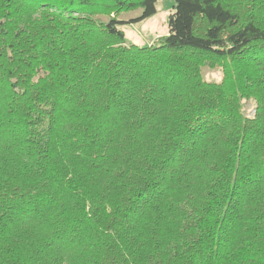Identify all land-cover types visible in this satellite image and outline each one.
I'll return each instance as SVG.
<instances>
[{
  "label": "trees",
  "instance_id": "1",
  "mask_svg": "<svg viewBox=\"0 0 264 264\" xmlns=\"http://www.w3.org/2000/svg\"><path fill=\"white\" fill-rule=\"evenodd\" d=\"M157 1L0 0V264H264V0Z\"/></svg>",
  "mask_w": 264,
  "mask_h": 264
},
{
  "label": "rangeland",
  "instance_id": "2",
  "mask_svg": "<svg viewBox=\"0 0 264 264\" xmlns=\"http://www.w3.org/2000/svg\"><path fill=\"white\" fill-rule=\"evenodd\" d=\"M143 9L122 14L119 18L124 23L119 28L125 33L126 43L138 46H147L155 43L158 38L169 32V18L175 12V0H158L156 13L149 18H142ZM107 22L108 18H101ZM203 77L210 82H220L223 76L221 69L203 68ZM255 105L253 101L243 103L244 114L254 115Z\"/></svg>",
  "mask_w": 264,
  "mask_h": 264
}]
</instances>
